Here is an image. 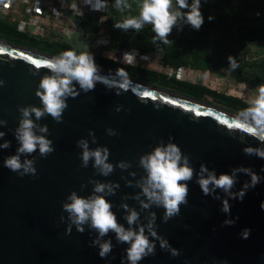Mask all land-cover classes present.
I'll use <instances>...</instances> for the list:
<instances>
[{
    "label": "water",
    "instance_id": "water-1",
    "mask_svg": "<svg viewBox=\"0 0 264 264\" xmlns=\"http://www.w3.org/2000/svg\"><path fill=\"white\" fill-rule=\"evenodd\" d=\"M67 18L73 24L74 34L69 38L59 35L71 46L79 43L82 28L78 18ZM54 56L57 55L0 39V79L5 82L0 87V119L7 121L6 126L0 127L6 134L0 143L11 142L10 148L0 149V264H122V259L123 264H128L126 249L129 245L117 243L115 233L104 237L113 244L106 258L99 256L98 247L90 246L97 233L87 225L82 234L75 226L66 234L67 219L60 221L61 215L67 218L62 203L72 191L84 197L90 195L93 189L88 183L90 178L116 182L120 188L106 199L112 203L118 222L128 227L124 219L126 213L120 207L121 203H127L140 212L141 222L146 223L147 212L140 209L137 201L122 200L125 195L132 197L140 191L128 187L126 180L134 182L145 175L138 165L139 157L161 141L167 144L169 137L189 156L197 173L202 163L209 170L215 169L217 175L230 174L232 168L243 165L264 177V159L243 152L247 146L264 147V144L247 135L245 143L240 142L244 134L234 127L229 128L237 114L131 77L126 87H121L115 73L102 68L100 75L106 80L98 81L94 90L85 93L75 85L79 95L67 99L68 108L61 123L51 116L37 122L48 126L47 138L53 141L55 151L46 158L40 157L38 150L27 157H35L36 175L21 177L12 172L3 162L16 154L19 147L14 136L20 119L18 107H42L35 93L40 79L51 75L43 61ZM116 89L121 90L120 95L116 94ZM118 105L123 106L120 112L115 111ZM225 120L228 123H223ZM108 128L114 129L117 135L109 136ZM89 130L95 134V144L91 143ZM81 138L88 139L91 148L107 147L109 162L113 165L123 160L131 162L132 167L126 171L117 167L108 177L97 175L91 162L87 168L80 167L81 149L76 141ZM24 158L22 156L21 160ZM131 171L137 173L135 178L129 176ZM196 179L194 175L188 182V204L181 205L178 216L165 223L162 220L164 209H151L157 216L158 234L180 250L181 255L172 257L160 249L157 241L155 255L145 257L138 264H213V261L216 264H264V210L260 207L264 203V179L247 191L242 202L229 200L230 216L221 211L225 194L217 189L221 200L205 196ZM248 180L250 177L239 174L233 191H238ZM236 217L239 219L234 225L222 226L225 219ZM245 228L251 229L247 239L240 236Z\"/></svg>",
    "mask_w": 264,
    "mask_h": 264
},
{
    "label": "clouds",
    "instance_id": "clouds-1",
    "mask_svg": "<svg viewBox=\"0 0 264 264\" xmlns=\"http://www.w3.org/2000/svg\"><path fill=\"white\" fill-rule=\"evenodd\" d=\"M4 0H0L3 3ZM83 3L90 7L92 11L102 12L107 4L106 0H83ZM114 7L124 11L131 7L127 0H115ZM139 15L129 16L122 22L114 24V27L123 31H141L145 24L152 26L153 43L160 42L168 44V36L174 27L182 28L183 23H187L192 28L199 30L204 23L203 15L200 11L201 0H192L189 5L188 0H139ZM187 9V11H181ZM54 12H58L53 9ZM211 19V17L209 18ZM98 43H106L100 41ZM87 46H85V49ZM135 50L124 53L123 60L129 65L136 64ZM142 60H148L147 56H141ZM230 70L234 71L239 67L237 61L229 56ZM39 67V64H36ZM43 66L51 73L44 75L38 85L36 96L39 97L42 107L33 105L18 107L20 119L18 127L14 131L15 139L19 147L16 154L4 159V167L23 177L25 175H36V159H28L33 153L39 152L40 157L46 158L55 151L53 141L48 139L49 129L47 125L37 123L45 116H51L57 123L63 121V113L68 108L67 99L75 98L79 95L75 85H79V90L85 93L95 89L98 81H105L106 78L100 75V67L96 64L94 55L89 50H83L79 54L75 50H66L59 55L43 61ZM114 77H118L121 87H126L128 83L127 72L123 68L116 70ZM75 82V83H74ZM4 81L0 79V87L4 86ZM121 90L116 89V94L120 95ZM122 105H118L116 112L122 110ZM33 115L35 120L33 119ZM7 125V121L0 119V127ZM235 128L244 135L240 136V142L245 143V135L251 136L264 144V84L257 86V94L249 102V106L233 117V123L229 128ZM109 136L117 135L112 129H106ZM231 134V132H229ZM5 132L0 131V139H3ZM91 143H96V137L92 130H89ZM77 147L81 149L80 159L82 168H87L89 163L95 169L97 175L108 177L115 168L128 170L132 167L131 162L119 161L116 165L109 162L110 152L105 146L90 147L88 139L81 138L76 141ZM11 142L4 140L0 143V149H8ZM243 152L248 156H256L264 159V147L247 146ZM25 158L21 160V157ZM138 165L144 170L145 175L139 179L126 180L128 187L140 189L135 195L129 197L125 195L122 200L129 198L139 203L140 209L146 211L144 217L146 223L141 222L140 212L127 203H121L120 207L125 211L128 227L118 222L116 214L112 211V203L106 199L108 196L116 194L120 184L116 182H101L100 180L89 179L88 183L93 185L92 193L87 197L78 195L72 191L62 203L63 212L67 213V218L61 215L60 221L67 219L66 234L72 232L73 226L79 233H84L85 225L90 230H94L97 236L91 240L90 246L99 248V256L106 258L113 249L110 239H104L110 232L115 233L117 243L128 244L126 249V260L128 264H138L139 261L150 255H155L156 242H159L160 249L170 253L172 257L181 255L180 250L172 247L169 241L157 232L156 213L151 211L153 207L163 208V222L180 214L181 205L188 204V182L197 177L196 183L199 185L205 196L221 200L216 194L217 189L221 190L226 198L222 199L221 211L231 215L230 199L243 201L247 191L255 188L264 177L258 175L251 167H234L229 173L217 175L215 169L209 170L205 164H200L199 172H195L191 166L189 156L182 153L180 147L172 142L165 144L161 141L150 152L139 157ZM264 171V169H262ZM239 174L250 177L245 181L238 191H233L238 183ZM129 176L135 178V171L129 172ZM124 177H122L123 179ZM82 189L85 187L81 186ZM264 210V203L260 205ZM239 217L235 219H225L222 226H232ZM251 229L245 228L240 236L247 239ZM147 233V234H146ZM150 237L152 239H150ZM123 264V259H122ZM213 264H216L213 261ZM226 264V262H223Z\"/></svg>",
    "mask_w": 264,
    "mask_h": 264
},
{
    "label": "rangeland",
    "instance_id": "rangeland-1",
    "mask_svg": "<svg viewBox=\"0 0 264 264\" xmlns=\"http://www.w3.org/2000/svg\"><path fill=\"white\" fill-rule=\"evenodd\" d=\"M51 1L56 5L58 4L57 0H4L3 4L0 5V13L2 15L4 14L11 22L16 23L18 30L30 34L32 37L35 34L34 39L38 43L36 45L38 49H35L40 51L39 48H45V53L55 55L53 51L56 50V46H54L56 42L54 41H64L59 34H62L66 38L72 36V34H74V27L72 25V28L70 29V27L68 28L64 26V22H60L61 20L56 19L50 14V12L44 13V4H46V2L50 3ZM204 1L208 6L205 11H201L200 8L204 23L199 30L205 32V49L202 51L200 61L208 66V70L190 69L188 67L167 68L162 66L159 59L163 51L159 49V47L164 44L160 42L153 43L152 38L155 33L152 32L151 25L145 24L143 29L139 32L135 30L123 31L121 29H118L117 31L123 35V39L126 42V48L128 49L131 48V50H136L140 46L145 47L148 45L150 51L141 52L140 49H138L139 52H137L138 55L136 56L137 62L133 66L141 67V64H143L149 66L148 68H152V70H158V72L194 84H201L210 90L237 97L246 104H249L250 100L257 94V86L264 84V42L254 43L240 40L236 35L235 27L239 24L252 26L262 24L264 22V0ZM127 2L131 7L124 11L118 10L119 14L114 24L122 22L129 16L139 15V0H127ZM173 3L175 5V0H173ZM188 3H192V0H188ZM106 4H108V1ZM106 7H108V5ZM181 11H186V9H181ZM104 14L105 18L111 16V13L109 12H105ZM210 17L211 19H209ZM63 18L66 22H71L67 17ZM53 24H59L57 26L61 27V29H58L59 27H57V30H55L58 33V38L56 37V39L52 38L48 33L45 34L47 28ZM185 24L186 23L182 24V28H173L171 34L168 36L170 42L166 45L176 43ZM107 27L105 36L110 38L109 29ZM33 28L34 30L39 29V32L33 34ZM94 41L96 42V39L95 37L93 38V36L83 39L81 38V43H73L71 47L73 48L72 50L77 52V54L83 50H89L95 56L100 50L102 56L111 58L122 64H127L124 60L120 61L121 58L119 54L121 52L124 54L128 51L123 50L120 52L119 48L115 51L118 42L112 41L111 45L108 43L106 46L107 50H103L102 48L93 50L90 46L91 44L93 45ZM85 46H87L86 49ZM181 47V56L185 63L192 61L191 54L196 51L195 46L184 42ZM41 51L44 52L43 50ZM141 56H147L149 59L142 60ZM229 56L233 57L239 64V67L234 71L230 70ZM99 67L110 72H116V70L112 71L104 66ZM156 84L159 83L157 82ZM156 84L153 85L159 86ZM167 89L172 90L170 88ZM196 99L218 107L226 108L227 110L238 114L234 109L221 105L218 101L213 100L210 95L205 94Z\"/></svg>",
    "mask_w": 264,
    "mask_h": 264
},
{
    "label": "trees",
    "instance_id": "trees-1",
    "mask_svg": "<svg viewBox=\"0 0 264 264\" xmlns=\"http://www.w3.org/2000/svg\"><path fill=\"white\" fill-rule=\"evenodd\" d=\"M3 3H0L2 5ZM115 0H108V7L106 8V12L111 13V16L100 21L101 16H104L105 11L99 14H92L91 16L87 14H83L80 16L79 24L82 28L83 33L94 34L96 31L102 29L106 31V27L108 24L109 33L111 35V39L115 42H118V47L126 46V43L123 41V36L118 33L117 28L114 27V22L118 17V10L114 7ZM191 5V3H189ZM208 4L201 0V11H205ZM187 11V9H186ZM235 32L237 37L245 42H254L260 43L264 42V22L258 26L252 25H237L235 27ZM205 32L202 30H196L192 28L191 25L185 24L181 33L179 34L177 41L175 44L171 45H161L159 49L163 52L160 56V63L162 66L167 68H180V67H188L190 69H199V70H208V66L204 65L201 62L202 51L205 49ZM0 39H5L7 41L37 48L38 43L32 36H28L25 32H22L17 29V24L8 20L4 15L0 13ZM187 42L188 44L195 46L196 51L191 54L192 61L185 63L181 56V46L183 43ZM56 50L53 51L55 55H59L61 52L66 50H72L71 46L64 42H56L55 45ZM48 47V46H44ZM45 52V48L41 49ZM128 49V48H127ZM140 51H150L148 45L145 47H138ZM129 51L131 48L128 49ZM95 62L98 66H104L110 70H117L119 68H123L127 72V76L131 78H137L143 82L156 84L157 82L160 87L170 88L172 91L183 93L184 95H190L193 98H200L203 95L212 96L213 100L218 101L221 105H225L237 111L238 113L249 106L241 99L215 92L214 90H210L201 84H194L192 82H188L186 80H182L179 78H175L169 76L165 73L158 72L156 70L133 66L129 64H122L116 60H112L111 58L104 57L101 55V51H98V54L94 55Z\"/></svg>",
    "mask_w": 264,
    "mask_h": 264
},
{
    "label": "crops",
    "instance_id": "crops-1",
    "mask_svg": "<svg viewBox=\"0 0 264 264\" xmlns=\"http://www.w3.org/2000/svg\"><path fill=\"white\" fill-rule=\"evenodd\" d=\"M57 1H58L57 5L52 3V1L50 3L46 2V4H44L45 6L43 7V8H45L44 13L50 12V14H52L56 19L61 20L60 22H62V23L64 22V26H66L68 28L70 27V29L72 28V25H73L72 22H66V20L63 17L74 16L75 18H80V16L83 14H87V15L91 16L92 14L101 13V12H97V11H92L89 6H87L83 3V0H57ZM107 1L108 0H106V3H107ZM52 5H54V6H52ZM106 8L102 12H104V11L106 12L107 11ZM53 9H55L58 12H54ZM104 19H106V18L104 16H101L100 21H103ZM57 25H59V24H53L52 26L50 25V27L47 28V32H45V31H43V32H45V34L48 33L49 35H51L52 38L56 39V37L58 38V33L55 30H57V27H59ZM58 29H61V27H59ZM37 32H39V29L34 30V28H33V34L37 33ZM40 34H42V33H40ZM89 36H93V38L95 37V39H96V42L94 41L93 45L91 44V46H90L93 50H98L100 48H102L103 50H105V49L107 50V47H106L107 44L109 43V45H111L112 41H113L111 39V35H110V38H107L105 36V31L100 29V30L96 31L94 34H87V33L81 32L80 38H79V43H81V38L83 39V38H87ZM33 37H35V34L33 35ZM100 41H106V43H98ZM123 41L125 42L124 39H123ZM54 42H57V40H55ZM118 46H116L115 51L118 50V48H119ZM123 50H126L128 52L132 51V50L129 51L126 48V46L119 48L120 52ZM135 51L139 52L138 49H136ZM119 56L121 58L120 61H123V56H124L123 52H121L119 54ZM141 67L148 68L149 66L141 64ZM148 69H152V68H148ZM156 71H158V70H156Z\"/></svg>",
    "mask_w": 264,
    "mask_h": 264
},
{
    "label": "snow or ice",
    "instance_id": "snow-or-ice-1",
    "mask_svg": "<svg viewBox=\"0 0 264 264\" xmlns=\"http://www.w3.org/2000/svg\"><path fill=\"white\" fill-rule=\"evenodd\" d=\"M29 59H31V58H29ZM31 62H32L33 64H38V62H37L36 60H32ZM145 95L148 96V95H151V93H145ZM223 123H228V121L225 120V121H223Z\"/></svg>",
    "mask_w": 264,
    "mask_h": 264
},
{
    "label": "built area",
    "instance_id": "built-area-1",
    "mask_svg": "<svg viewBox=\"0 0 264 264\" xmlns=\"http://www.w3.org/2000/svg\"><path fill=\"white\" fill-rule=\"evenodd\" d=\"M4 15V14H3ZM5 16V15H4ZM27 34V33H26ZM28 36H31L30 34H27Z\"/></svg>",
    "mask_w": 264,
    "mask_h": 264
},
{
    "label": "flooded vegetation",
    "instance_id": "flooded-vegetation-1",
    "mask_svg": "<svg viewBox=\"0 0 264 264\" xmlns=\"http://www.w3.org/2000/svg\"><path fill=\"white\" fill-rule=\"evenodd\" d=\"M64 42V41H63Z\"/></svg>",
    "mask_w": 264,
    "mask_h": 264
}]
</instances>
